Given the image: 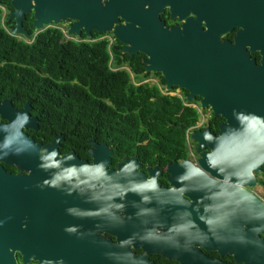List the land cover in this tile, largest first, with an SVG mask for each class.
<instances>
[{
  "label": "water",
  "instance_id": "95a60500",
  "mask_svg": "<svg viewBox=\"0 0 264 264\" xmlns=\"http://www.w3.org/2000/svg\"><path fill=\"white\" fill-rule=\"evenodd\" d=\"M9 1L11 10L7 20L14 21L9 30L11 36L26 43L32 42L34 37L22 25L30 13L34 18V36L49 27L58 28L68 20L72 21L64 33L68 39H79L82 34L90 39L93 30L99 34L110 33L123 44L121 53L145 56V73L160 74L166 81V90L172 87L184 89L188 93L186 101L198 97L202 109L209 108L213 116L222 118L224 123L219 126L218 135L212 134V141L203 140V134L210 132L208 127L187 136L197 145L196 153L202 157L200 166L215 179L210 181L215 196L211 202L216 203L211 206V221L230 224L244 219L242 224L247 227L246 234L264 233L263 201L241 189L257 184L255 175L262 172L264 165L254 170L252 179L237 180L232 176V170L226 169L221 174L206 163L207 154L220 145V137L231 136L240 128L233 117L234 109L264 117V0H186V5L176 8V15L172 17L182 22L181 28L172 29L164 26L157 12L146 15L134 12L140 8H133L131 4L141 0H104L103 4L97 0L98 7L94 9L88 6L89 0ZM190 13H194V17ZM120 20L122 24H119ZM234 29L238 30L232 42L223 39ZM254 53L259 55V64L251 58ZM29 111L30 101L22 110H13L9 100L0 102V119L6 121L0 123V157L4 153H20L10 154L0 161L21 164L22 168L29 170L23 180L20 176L5 174L0 165V221H3L0 226V264H17L19 212L30 210L26 203H21V197L26 196L25 202L32 198L31 187L35 189L44 179L63 176L73 165L76 166V175L58 184L65 191L48 188L52 191L40 190L34 194L38 202L60 201L59 196H68L69 192L78 194L85 185L84 181L76 183L74 188L77 190H68L71 183L88 177L89 174H82L80 166L88 165L93 169L89 172L96 173L94 168L106 161L98 173L103 180L104 201L111 197L108 194L121 195L129 191L128 167H118V172L109 169L113 152L105 143L88 142L91 164L80 161L73 153L60 156L58 146L63 140L62 135L55 136L50 145L42 146L23 133V129L37 128L38 120L31 117ZM206 148L208 152L204 151ZM53 150L57 152L54 158L43 159ZM40 163L52 166L40 169ZM201 177L206 178L205 175ZM225 177H232L228 184L224 183ZM22 183L28 184L29 188L23 191ZM261 245L259 264H264V239Z\"/></svg>",
  "mask_w": 264,
  "mask_h": 264
},
{
  "label": "flooded vegetation",
  "instance_id": "af4514ba",
  "mask_svg": "<svg viewBox=\"0 0 264 264\" xmlns=\"http://www.w3.org/2000/svg\"><path fill=\"white\" fill-rule=\"evenodd\" d=\"M101 1L103 4L104 0ZM141 2L131 4L133 8H140L134 12L145 15L157 12L159 20L167 29L181 28L182 22L172 17L176 15V8L186 5V0ZM88 6L97 8V0H89ZM71 23L68 20L63 25L67 29ZM122 23L120 20L119 24ZM237 30L228 34L232 35L231 40L227 38L228 35L223 39L232 42ZM251 58L259 64L258 53L251 54ZM145 74L148 76L138 83L134 82L131 75L134 84L157 85L162 95L178 97L184 106L198 111L199 120L189 133L208 127L210 133L218 135V128L224 120L213 116L209 108L202 109L198 97L188 102L185 100L188 93L184 89L172 87L166 90V81L160 74L163 85L159 84L155 74ZM11 106L13 110H22L24 107ZM29 114L37 118L33 115L31 103ZM0 123L5 124L6 121L0 119ZM36 127L35 130H22L35 144L47 146L55 140L57 135L49 141L41 137L39 120ZM63 148L66 149L64 137L58 146L60 156L73 153L80 161L92 163L88 154L90 146L84 149L82 155L73 150L63 152ZM186 148L188 152L183 157L170 161L158 154H134L113 160V154L109 169L118 172V167H128L129 191L121 195L108 194L111 196L108 201H104L102 178L93 172L81 171L85 176L89 174L88 177L71 183L68 190H77L74 188L76 183L84 181L85 185L78 194L59 196L60 201L38 202L34 194L42 189L39 186L35 189L31 187L32 198H27L25 202L26 196L21 197V203H26L30 210L19 212V248L15 252L17 264H259L264 233H256L255 237L246 234L247 227L242 224L244 219L230 224L208 223L211 221V206L216 204L211 202V199H215L210 182L215 179L211 178V174L203 170L206 178L197 174L187 179H177L182 173L187 176L193 163L199 164L202 158L196 153V143L189 138ZM204 151L209 150L206 148ZM130 160L135 161L127 163ZM0 165L7 175L20 176L23 180L29 175V170L22 168L21 164L0 161ZM261 173L255 175V186L241 189L264 203L254 191L256 187L264 189L259 182ZM152 177L157 178V187L139 191V186ZM21 187L23 191L29 188L25 183ZM43 190L52 191L48 188ZM53 190L65 191L60 186ZM25 224L26 227H23ZM72 228L76 231H65ZM180 229L184 231H178Z\"/></svg>",
  "mask_w": 264,
  "mask_h": 264
},
{
  "label": "trees",
  "instance_id": "16d2710c",
  "mask_svg": "<svg viewBox=\"0 0 264 264\" xmlns=\"http://www.w3.org/2000/svg\"><path fill=\"white\" fill-rule=\"evenodd\" d=\"M10 10L9 0L0 2V101L16 108L30 101L41 137L63 135L62 151L78 155L90 140L105 143L113 160L158 154L170 161L188 152L186 132L200 115L180 98L162 95L157 85L134 84L148 76L142 54L121 53L122 44L111 34L73 40L60 27H49L34 36L31 13L22 24L34 37L26 43L9 34ZM261 170L264 187V166Z\"/></svg>",
  "mask_w": 264,
  "mask_h": 264
},
{
  "label": "clouds",
  "instance_id": "9594fccd",
  "mask_svg": "<svg viewBox=\"0 0 264 264\" xmlns=\"http://www.w3.org/2000/svg\"><path fill=\"white\" fill-rule=\"evenodd\" d=\"M147 10V6H146ZM190 16L194 17V13H190ZM203 23V22H202ZM233 117L240 126L239 129L233 131L231 136L220 137V145L209 152L206 157V163L210 168L218 170L221 174L225 172L226 169L232 170V176L237 180H243L247 177L249 180L253 178L254 170L264 165V117L258 116L254 113H244L242 111L233 110ZM242 129V130H240ZM204 141H212L213 135L210 132H205L203 134ZM19 155L20 153H4L0 159H6L9 155ZM57 155V152L53 150L49 156L43 159L51 160ZM74 159V157H72ZM107 163L106 161L101 162L100 167H95L94 171L96 173H101V167ZM52 165L40 163L38 168L47 169ZM80 170L83 172H89L91 169L88 165L80 166ZM205 175L202 167L198 163H193L192 169L186 176L184 173L177 177L178 180L183 177L187 179L191 175ZM76 175V166L73 165L63 176L56 175L51 180L44 179L40 185H38L42 190L44 188L55 189L61 180ZM232 177H225L224 183L228 184L229 179ZM157 187V178L152 177L145 183L139 186V191L146 189H155ZM71 195V193H67ZM212 224L213 221H208ZM3 225V221H0V226ZM26 227V224L23 225ZM66 232H75L76 229H65ZM178 231H184L180 229ZM200 243H205L206 241H199Z\"/></svg>",
  "mask_w": 264,
  "mask_h": 264
},
{
  "label": "rangeland",
  "instance_id": "374dc122",
  "mask_svg": "<svg viewBox=\"0 0 264 264\" xmlns=\"http://www.w3.org/2000/svg\"><path fill=\"white\" fill-rule=\"evenodd\" d=\"M6 13V12H5ZM60 29L65 33L66 31V25L64 24H61L59 25ZM146 82H149V80H145ZM202 118V117H201ZM261 199L264 200V189L262 187H256L255 190H254Z\"/></svg>",
  "mask_w": 264,
  "mask_h": 264
},
{
  "label": "built area",
  "instance_id": "2783aa9c",
  "mask_svg": "<svg viewBox=\"0 0 264 264\" xmlns=\"http://www.w3.org/2000/svg\"><path fill=\"white\" fill-rule=\"evenodd\" d=\"M190 130V129H189ZM189 130H187V132H186V139H187V136H188V134H189Z\"/></svg>",
  "mask_w": 264,
  "mask_h": 264
}]
</instances>
